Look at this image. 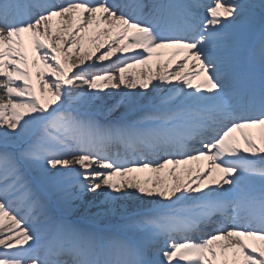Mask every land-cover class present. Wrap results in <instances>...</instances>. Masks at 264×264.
Instances as JSON below:
<instances>
[{"label": "snow or ice", "instance_id": "obj_1", "mask_svg": "<svg viewBox=\"0 0 264 264\" xmlns=\"http://www.w3.org/2000/svg\"><path fill=\"white\" fill-rule=\"evenodd\" d=\"M0 129V264H264V0H0Z\"/></svg>", "mask_w": 264, "mask_h": 264}, {"label": "bare ground", "instance_id": "obj_2", "mask_svg": "<svg viewBox=\"0 0 264 264\" xmlns=\"http://www.w3.org/2000/svg\"><path fill=\"white\" fill-rule=\"evenodd\" d=\"M251 2H256L258 5L261 3L259 0H251ZM257 11H259V10H257ZM105 39H107V37H104V36L101 37V41H103ZM99 42L100 41H98L97 43H99ZM87 47H94V46L93 45H88ZM96 55L98 56L99 53H96ZM121 55H124V54H121ZM93 59H95V56L93 57ZM111 59L112 60H115L116 57L113 56V57H111ZM162 59H166V57H164ZM105 63H107V61ZM151 63L153 65V69H154V73H155L156 71H158V69H156V67H155V65H156V58L155 57H153ZM127 71L128 72H132L133 69H128ZM135 71H137V73L139 74L140 79H143L144 78V74L145 73H144V67H143V65H137L136 68H135ZM33 78L35 79V75L33 76ZM131 79H132V77L129 76V80H131ZM155 83H156V81L154 80L153 81V84H155ZM149 88H151V85L149 86ZM37 90L39 91V85L37 86ZM137 90H139V85H137V89H126L124 87V85H121L120 89L111 90V89H109V88L106 87L103 91L104 92H108V91L120 92V91H137ZM91 91H97V90H91ZM140 91H145V90H140ZM117 99H118V97H117ZM57 103H59V102H57ZM53 107H55V105H53ZM121 112H123V109H120V110L114 112L111 117L112 118H115V119H118ZM0 130H2V129H0ZM257 133H258V130H253V134L254 135L258 136ZM238 135L239 134H237V136ZM257 143H259V140L258 139H257ZM241 146L243 147V142L242 141H241ZM121 151H123V150L121 149ZM204 163H206V162H204V161H194V162H190L187 165H181L180 166V173H181V175L185 176L186 178L194 179L195 176H196V170H195L196 169V166L197 165H203ZM189 169H191V172H189ZM96 203H99V202L97 201ZM90 210L92 212L97 211V209L95 207H92ZM116 219H118V218H116Z\"/></svg>", "mask_w": 264, "mask_h": 264}]
</instances>
